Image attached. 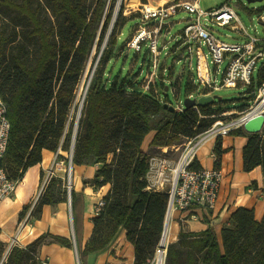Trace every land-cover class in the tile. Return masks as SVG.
<instances>
[{
  "label": "trees",
  "instance_id": "16d2710c",
  "mask_svg": "<svg viewBox=\"0 0 264 264\" xmlns=\"http://www.w3.org/2000/svg\"><path fill=\"white\" fill-rule=\"evenodd\" d=\"M46 1L54 17L50 26L45 25L40 8L33 6L32 0H0V96L10 122L3 165L10 178L21 180L29 167L41 162L42 150L60 149L70 154L73 142L72 164L97 165L93 177L82 179L83 184L96 187L110 184L103 197L105 206L92 218V232L84 244L83 194L71 188L79 264H86L89 253L109 249L122 232L133 246V264H146L163 229L168 196L165 191L147 188L145 175L152 155L142 150V141L153 132L149 146L159 149L174 145L180 137H194L213 123L212 115L222 108L213 101L176 109L167 99L168 91L162 96L167 85L164 77L155 80L157 90L152 84L140 90H127L115 80L108 87L106 67L118 41L114 28L110 33L107 31L115 0ZM6 9L25 20L18 33L7 32L2 17ZM18 34L20 42L7 52L8 44ZM32 40L37 49L35 58L29 62L25 53L27 43ZM95 43L98 60L85 91L73 140V121L66 128L69 109ZM252 98L250 93L247 99ZM229 134L247 138L242 149L243 170L259 166L264 191V126L255 132L237 128ZM224 151L218 136L213 148L215 167H219ZM190 166L200 167L195 160ZM62 185L61 177L50 176L36 204L39 213L43 205L66 201ZM25 210L26 206L20 217ZM202 221L206 227L199 231L180 226L177 240L167 245L165 264H264V214L257 220L253 209H235L221 228V246L212 219L204 213ZM53 242L73 247L70 238L44 232L25 247L12 246L2 259L4 243L0 241V264H40L38 248Z\"/></svg>",
  "mask_w": 264,
  "mask_h": 264
},
{
  "label": "rangeland",
  "instance_id": "374dc122",
  "mask_svg": "<svg viewBox=\"0 0 264 264\" xmlns=\"http://www.w3.org/2000/svg\"><path fill=\"white\" fill-rule=\"evenodd\" d=\"M198 1L199 7L202 10H208L212 7H217L224 3L229 4L234 8L241 24L245 28L246 34L244 35L241 32L230 29L229 27H219L214 23H210L209 21L202 19V23L204 25H207L219 40L227 44H234L245 42L250 37L264 38V26L262 21L260 20V15H264V0L254 2H247L246 0ZM32 4L33 6H38L40 8V16L45 20V25L50 26L52 24L51 22L54 21V17L52 16L50 9L47 7V1L32 0ZM4 11L5 12L2 13V17L4 18V22L7 26V32L10 34L16 30L18 33L19 30H21L25 20L20 17L15 11L7 9ZM139 16L140 12L138 11V9L126 8V0H115L113 17L107 31L108 33H110V31H112V29L114 28L115 33L118 36V41L113 56L110 58L106 67V78L108 80L106 82L107 86L109 87L110 84L115 80L118 85H122L127 90H140L142 88H148L149 84L154 85L155 90H157L155 86V80H159L161 77H164L165 79L163 81H165L167 85L170 84V86H168L166 90L168 91L167 99L174 106L178 104L183 105L184 99L189 95L195 97L198 93L207 91L208 88L205 89V85L199 81V78L197 76L196 52L192 51L190 59L186 58L189 53L186 47L183 46L184 44L182 40V31L187 24V20L189 18H194L195 14L189 13L186 10H179L164 21L167 24H162L160 26V28L163 29L162 31L159 28L156 33L151 34V38L157 40L156 51H159V56L157 54L156 57L157 67L155 70H153L152 66L153 52L150 45V39L141 41L139 43V48L137 46L132 47L129 45L130 39L137 34V23H140ZM154 27L155 23L149 24L146 29L151 30ZM20 40L21 38L18 34L16 36V39L8 44L7 52L14 50ZM105 44L106 42L104 41L101 44V49L105 46ZM96 48L97 43L94 44L91 50V53L85 63L81 78L76 86L74 99L69 109L66 128L69 124H71L70 121H73V130L77 126V121L83 106V99L87 87L88 78L90 76L92 68L98 60V58L95 59ZM36 49L37 46L34 40L27 43L25 54L27 55L29 62L33 61V59L35 58ZM200 50L201 55L208 65V73L211 77L212 82H214L216 85H220L223 77V72L227 65V59L216 65L213 63L212 55L205 43L202 42L200 44ZM254 74L256 75V71L254 72ZM249 89L250 88L247 85H238L237 87L220 86L218 89L212 90L211 95L220 98L219 100H215V102H217L215 105L222 108L220 113L227 112L229 111V109L240 111L242 107L250 103V101L247 99V97L250 95ZM163 90L164 88L162 89V91ZM263 125L264 115L260 114L247 121L244 128L247 129V131L249 130V132H255L259 131L263 127ZM203 132H201V134H203ZM152 137L153 132H149L144 137L142 145H149ZM186 141V138L180 137V139L177 140L174 145H171L173 147L170 148V151L163 154V156L167 158H176ZM156 150L158 149L149 146L147 148V153H149L150 155H155L158 153ZM53 155L50 164L46 167V170H41L42 179L37 190V194L39 196L36 195L35 200L32 199L28 203V205H26V210L23 216H18L19 221H22L26 216H28L29 218L31 217L32 219H37V217L40 216V213L36 210V204L45 188L48 179L50 178L48 176L55 175L62 178V191L64 192V198L66 197L65 203H67L68 182L66 176L68 174L70 154L67 150L58 149L56 152H53ZM109 159H111V156L109 157ZM61 168H63L64 171H61ZM70 181V184L72 186V175ZM172 217V222L174 221V223H176L177 221L179 228L182 225L185 229L188 230L185 222L181 221L179 218L175 219L174 215ZM191 227H193V225ZM172 240L169 241L168 244L173 242ZM156 248L157 244L154 248L153 255L150 260L154 258ZM6 249L7 247H4V252Z\"/></svg>",
  "mask_w": 264,
  "mask_h": 264
},
{
  "label": "built area",
  "instance_id": "2783aa9c",
  "mask_svg": "<svg viewBox=\"0 0 264 264\" xmlns=\"http://www.w3.org/2000/svg\"><path fill=\"white\" fill-rule=\"evenodd\" d=\"M179 10H186L195 14L194 18L187 20V24L182 31V40L189 53L186 58L190 59L192 51L196 52L197 76L199 81L205 85V89L208 88L207 91L198 93L195 97L191 95L189 97L197 98L200 95L211 94L212 90H216L220 86L237 87L238 85H247L251 88L250 93L253 95L252 100H249L250 103L240 111L229 109L227 112L212 115L215 117L213 123L203 134L200 133L186 139L187 141L175 160L165 156L149 157V169L145 175L147 188L167 193L168 199L165 212L167 221L170 213V219H173L172 216L174 215L175 219L179 218L184 222L202 219L203 212L212 210L215 207L222 180V172L219 167L194 168L190 166L195 160V151L198 144L205 140L207 135V137H218L229 134L232 130L244 128L246 122L255 116L264 115V38L250 37L245 42L234 44H227L219 40L210 28L202 23V19L219 27H229L244 35L246 34L234 8L227 3L208 10H202L197 4V0H183L156 8H138L140 23H137V34L130 39L129 45L139 48L141 41L150 39L153 52V70L157 67L156 57L157 54L159 56V51H156L157 40L152 39L151 34L156 33L163 22ZM260 20L264 26V15H260ZM148 22H154L155 27L151 30L146 29L145 24ZM202 42L209 48L214 64L217 65L227 59L220 85L212 82L204 58L207 77L202 80L199 76L198 59L201 55L200 44ZM255 71L256 75L254 74ZM175 108L181 110L182 106L178 104ZM9 133L10 122L7 117V107L0 96V202L15 192L20 181L19 179L10 178L3 165ZM211 156L215 161L216 155L212 154ZM37 196L39 195L37 194ZM104 206L105 201L101 198L95 206L96 215ZM167 244L168 242L164 246L159 238L155 256L152 260H148L146 264H165Z\"/></svg>",
  "mask_w": 264,
  "mask_h": 264
},
{
  "label": "crops",
  "instance_id": "0c3cea01",
  "mask_svg": "<svg viewBox=\"0 0 264 264\" xmlns=\"http://www.w3.org/2000/svg\"><path fill=\"white\" fill-rule=\"evenodd\" d=\"M171 3H173V0H126V8H156ZM197 4L199 6L198 0ZM153 23L154 22H148L145 25L148 27L149 24ZM164 24L167 23L163 22V25ZM162 30L161 28V31ZM243 129L247 131L245 128ZM216 138L217 137L214 136L208 137L198 144L194 159L198 162L200 167H214V160L211 155L214 154L213 148ZM246 141L247 138L242 135L236 136L226 134L221 136V147L225 151L221 154L219 161L222 180L217 202L212 210L203 212V214L205 213L208 218L212 219L214 222V229L220 246L221 228L229 220L231 213L235 209L238 207L253 209L254 217L257 220H261L264 214L262 170L259 166L250 171L243 170L242 149ZM141 147L144 151H147L149 145L144 144ZM171 147L173 146L159 148L157 150L158 153L152 156H163V154L170 151ZM52 155L53 152L45 149L42 150L41 162L29 167L18 182L15 192L0 202V241L4 243V247H7L4 254H7L14 245L25 247L44 232L68 237L72 241V231L74 234L73 214L72 209L70 212L68 202L43 205L40 216L37 219H32L28 216L22 221L18 219L22 208L28 205L32 199L35 200L37 190L41 183L40 172L41 170H46V167L50 164ZM176 158L170 159L175 160ZM96 167L97 165L88 166L73 164V168H71L73 173V185L71 188H73L75 192H82L83 194L82 244H84L91 235L93 228L92 218L96 216V203L110 190L109 183L98 187L91 183L83 184L82 179H91ZM61 171H64V169L61 168ZM25 176H27V178L23 182ZM18 186L20 188L19 193H17ZM184 222L188 230L191 231L203 230L206 227V223L203 222L202 219L187 220ZM191 224L193 227H191ZM179 229V225L176 221L173 242L177 240ZM12 240H14V242H12ZM37 257L40 264L79 263L78 254L75 253L74 247L68 248L54 242L40 245ZM133 260V246L126 239L123 232L117 237L109 249L101 253H89L86 256V264H133Z\"/></svg>",
  "mask_w": 264,
  "mask_h": 264
},
{
  "label": "water",
  "instance_id": "95a60500",
  "mask_svg": "<svg viewBox=\"0 0 264 264\" xmlns=\"http://www.w3.org/2000/svg\"><path fill=\"white\" fill-rule=\"evenodd\" d=\"M246 1L247 2H254V1H260V0H246ZM263 33H264V28H263ZM93 70H94V67L92 68V71H91L90 76L88 78L87 86H88V83L90 81V78H91V75L93 73ZM167 88H168V85H165L164 90H163V93H162V96L163 97L166 96V90H167ZM219 99L220 98H218V97H216L214 95H211V94L200 95L197 98H190L189 96H187L184 99V101H183V106L185 108L190 107V106H195L196 107V106H200V105H205V104L212 103L213 101L219 100ZM165 105H168V104L165 103ZM170 108L171 109H174V107H172V106H170ZM244 127H245V125H244ZM75 133H76V128H74L73 140L75 138ZM73 146H74V143L72 142L71 147H70V158H69V164H68V174L66 176L67 177V182H68V199H67V202H68V206H69L70 212H71V195H70V191H71V184L70 183H71V181L70 180H71V165H72L71 156H72V152H73ZM166 224H167V218L165 217L164 218V222H163V229H162V232H161V235H160V241L162 240V237H163V234H164V229H165ZM72 242H73V247H74L75 253L77 254V249H76V244H75V238H74L73 231H72ZM5 255L6 254H4V256ZM4 256L2 257V259H4Z\"/></svg>",
  "mask_w": 264,
  "mask_h": 264
},
{
  "label": "bare ground",
  "instance_id": "6f19581e",
  "mask_svg": "<svg viewBox=\"0 0 264 264\" xmlns=\"http://www.w3.org/2000/svg\"><path fill=\"white\" fill-rule=\"evenodd\" d=\"M198 73H199V76L202 80H204L207 77L205 63H204L202 55H199V59H198ZM207 136L205 139L208 138ZM71 168H72V165H71ZM71 171H72V169H71ZM26 178H27V176H25V178H23V182L26 180ZM17 189H18L17 193H19V189H20L19 186ZM170 215L171 214L169 213L168 221H167V224L165 226L163 239H162L164 246L166 245L167 242L171 241L174 238V229L176 227V223H174V221L172 222V219H170Z\"/></svg>",
  "mask_w": 264,
  "mask_h": 264
}]
</instances>
